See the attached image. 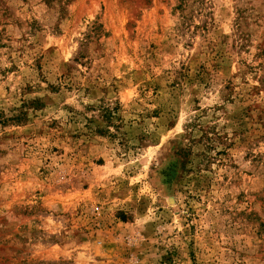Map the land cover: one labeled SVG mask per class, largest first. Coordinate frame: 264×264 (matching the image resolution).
<instances>
[{
    "label": "rangeland",
    "instance_id": "1",
    "mask_svg": "<svg viewBox=\"0 0 264 264\" xmlns=\"http://www.w3.org/2000/svg\"><path fill=\"white\" fill-rule=\"evenodd\" d=\"M0 264H264V0H0Z\"/></svg>",
    "mask_w": 264,
    "mask_h": 264
}]
</instances>
